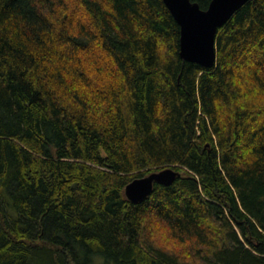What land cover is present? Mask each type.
I'll return each instance as SVG.
<instances>
[{
    "label": "trees",
    "instance_id": "trees-1",
    "mask_svg": "<svg viewBox=\"0 0 264 264\" xmlns=\"http://www.w3.org/2000/svg\"><path fill=\"white\" fill-rule=\"evenodd\" d=\"M216 48L164 0H0V264H264V0Z\"/></svg>",
    "mask_w": 264,
    "mask_h": 264
},
{
    "label": "water",
    "instance_id": "water-1",
    "mask_svg": "<svg viewBox=\"0 0 264 264\" xmlns=\"http://www.w3.org/2000/svg\"><path fill=\"white\" fill-rule=\"evenodd\" d=\"M250 0H212L203 10L192 0H164L181 27V57L204 68L217 63L216 39L218 30ZM180 172L168 167L134 179L125 189L131 202H143L153 192L155 184H171Z\"/></svg>",
    "mask_w": 264,
    "mask_h": 264
}]
</instances>
